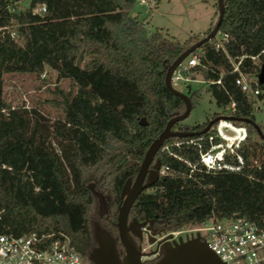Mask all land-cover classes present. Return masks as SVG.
<instances>
[{
  "label": "trees",
  "instance_id": "trees-1",
  "mask_svg": "<svg viewBox=\"0 0 264 264\" xmlns=\"http://www.w3.org/2000/svg\"><path fill=\"white\" fill-rule=\"evenodd\" d=\"M19 1L0 0V233H63L88 262L98 227L122 252L114 225L120 189L133 180L166 121L183 111V102L165 87L164 73L197 39L178 43L158 29L146 36L143 24L127 17L136 0H28L26 9L17 10ZM222 3V48L215 49V37L203 42L192 52L197 63L187 71L201 76L218 108L230 107L226 115L254 121L264 84L256 83L261 92L254 98L234 79L238 73L256 76L264 61V0ZM38 5L44 13L33 11ZM84 55L88 59L79 66ZM45 66L76 87L62 96V119L49 121L35 108L4 104L2 73L39 76ZM195 96V91L188 95L191 107ZM230 122L246 130L235 149L242 160L238 171L205 170L198 163V144L201 150L208 147L209 131L168 137L149 168L157 159L169 174L158 175L138 193L127 222L152 220L153 231L165 233L214 215L244 217L264 229V137L248 122ZM205 123L175 122L171 130H200ZM224 159L236 163L232 154Z\"/></svg>",
  "mask_w": 264,
  "mask_h": 264
},
{
  "label": "built area",
  "instance_id": "built-area-1",
  "mask_svg": "<svg viewBox=\"0 0 264 264\" xmlns=\"http://www.w3.org/2000/svg\"><path fill=\"white\" fill-rule=\"evenodd\" d=\"M142 2L144 0H139L140 4ZM34 12L42 14L45 7L38 5ZM11 36L15 37L16 34L12 32ZM225 38V34L218 32L214 42L215 49L222 48ZM261 52L264 54V48ZM251 58L254 59L253 56ZM196 63V54L190 53L172 71L170 82L181 79V74ZM237 64L238 62L233 63L234 70H237ZM256 83V76L249 81L246 75L241 73L234 79V84L242 92L254 98L261 92ZM245 136L244 126L234 125L224 119L218 120L207 134L208 147L201 150L198 144V163L205 170L238 171L242 160L235 154V149L245 140ZM174 144L177 145L178 142ZM226 154L234 155L236 163L225 161ZM193 168L194 165H190V169ZM157 174L168 175L169 170L160 165ZM142 230L145 236L151 235L147 228ZM167 235L170 236L167 239L174 241L178 238L185 240L197 236L223 264H264V229L244 217L219 218L210 215L194 225L154 236L156 239L165 238ZM0 264H86V261L63 233H0Z\"/></svg>",
  "mask_w": 264,
  "mask_h": 264
},
{
  "label": "rangeland",
  "instance_id": "rangeland-1",
  "mask_svg": "<svg viewBox=\"0 0 264 264\" xmlns=\"http://www.w3.org/2000/svg\"><path fill=\"white\" fill-rule=\"evenodd\" d=\"M28 5V0H21L14 6L17 10H24ZM33 11H36V7ZM216 16V0H159L156 5L152 1H144L140 4L139 0H136L131 9L127 11L128 18L143 24L146 36L158 29L162 35L178 43H183L187 39L201 38L202 34L212 28ZM217 35L218 32L215 37ZM87 59L88 56L84 55L79 66H82ZM254 61L258 62L257 59ZM253 77V75H248L246 79L252 81ZM1 79V98L5 105L35 108L49 121L62 119V96L66 93L74 94L76 91L70 78L60 76L48 66L44 67L39 76L33 73L4 72ZM170 83L174 89L187 93V95L196 92L188 115L178 124L188 126L202 124L214 116L226 115L230 112L229 106L221 109L215 105L206 91V82L196 72L186 71L181 74V79ZM262 92L264 96V91ZM254 105V122L260 124V131L264 134V102L256 101ZM253 138L257 140L256 134H253ZM99 204L100 209L103 210L105 203L100 196ZM171 242V239H167L159 249L165 251L172 245ZM151 247L152 243L141 241V248L144 252ZM86 264L92 263L88 261Z\"/></svg>",
  "mask_w": 264,
  "mask_h": 264
},
{
  "label": "water",
  "instance_id": "water-1",
  "mask_svg": "<svg viewBox=\"0 0 264 264\" xmlns=\"http://www.w3.org/2000/svg\"><path fill=\"white\" fill-rule=\"evenodd\" d=\"M216 8L217 16L212 28L208 30V32L201 38L186 47L169 65H167L164 73V85L167 90L178 96V98L183 102V111L180 114L172 116L166 121L162 130L156 135L155 138L151 140L148 147L144 151L143 157L133 180H125L120 189L119 196L121 198V202L117 206V214L114 225L117 229L119 243L123 248L122 262L119 260L112 238L106 231L96 227L94 231L96 245L87 255V260L92 264H141V256L150 254L149 252H142L139 250V248L134 246L129 236V231L134 226L140 227L146 223L150 225L152 220L137 223L134 219H132L127 224V214L138 193L144 188L150 186L158 177L157 170L160 166L159 161L155 159L151 168H149V164L154 159V155L159 149L163 140L168 137H191L201 135L207 132L209 127L220 119L228 121L242 120L248 122L255 128L259 137H264L254 121L248 118H236L231 115L214 116L213 118L209 119L200 130H171L173 123L182 121L188 115L191 104L187 93L178 91L171 86L170 75L177 65L190 53L197 49L199 45H201L203 42L209 41L216 35L223 13L222 0H216ZM256 82L258 84H264V61L259 66L258 72L256 74ZM139 124L145 125L143 118L139 119ZM165 238H170V236L167 235ZM165 238L154 241L155 238L149 235L147 242L152 244L155 242L157 246ZM171 243L172 245L170 247L166 248L165 251H161L160 258L154 264H223L212 251H210L202 242L198 240L197 236L185 240L178 238L177 241L172 240Z\"/></svg>",
  "mask_w": 264,
  "mask_h": 264
},
{
  "label": "flooded vegetation",
  "instance_id": "flooded-vegetation-1",
  "mask_svg": "<svg viewBox=\"0 0 264 264\" xmlns=\"http://www.w3.org/2000/svg\"><path fill=\"white\" fill-rule=\"evenodd\" d=\"M208 121V120H207ZM206 121V122H207ZM205 125V124H204ZM214 125V124H213ZM211 125L208 129V131L211 129V127L213 126ZM136 221V220H135ZM137 223H141V222H144V221H141V222H138L136 221ZM128 224V222H127ZM152 224V222H151ZM151 224H145L143 226H140V227H136L134 226L130 231H129V235L131 237H133L134 239V243H135V247L139 248L140 251L144 252L141 248V241L142 240H145L147 242V239H148V236H145V233L143 232L142 228H147L150 232H151V236H153L155 238L154 235H158L160 233H155L151 227ZM153 232V234H152ZM162 238L159 237V238H156L154 241H158V240H161ZM167 240V238L163 239L157 246L155 244V242L152 244V247L148 249L147 252H149L150 254L148 255H143L141 256V264H148V262L154 260L159 253H161V250L159 249L160 245L165 242ZM121 245V244H120ZM115 249H117V246H115ZM117 252V255L119 257V260L120 262H122V259H123V248H122V252L120 250H116ZM145 252V253H147Z\"/></svg>",
  "mask_w": 264,
  "mask_h": 264
},
{
  "label": "crops",
  "instance_id": "crops-1",
  "mask_svg": "<svg viewBox=\"0 0 264 264\" xmlns=\"http://www.w3.org/2000/svg\"><path fill=\"white\" fill-rule=\"evenodd\" d=\"M222 109V108H221Z\"/></svg>",
  "mask_w": 264,
  "mask_h": 264
}]
</instances>
